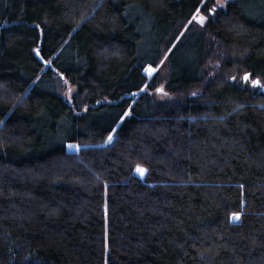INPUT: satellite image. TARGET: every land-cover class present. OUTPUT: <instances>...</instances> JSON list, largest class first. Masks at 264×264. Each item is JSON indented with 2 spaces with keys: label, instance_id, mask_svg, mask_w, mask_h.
<instances>
[{
  "label": "trees",
  "instance_id": "obj_1",
  "mask_svg": "<svg viewBox=\"0 0 264 264\" xmlns=\"http://www.w3.org/2000/svg\"><path fill=\"white\" fill-rule=\"evenodd\" d=\"M0 264H264V0H0Z\"/></svg>",
  "mask_w": 264,
  "mask_h": 264
},
{
  "label": "rangeland",
  "instance_id": "obj_2",
  "mask_svg": "<svg viewBox=\"0 0 264 264\" xmlns=\"http://www.w3.org/2000/svg\"><path fill=\"white\" fill-rule=\"evenodd\" d=\"M201 18L202 16L200 14H196L195 15V19L198 20L199 22H201ZM156 71V69H155ZM154 69H150L148 68V74L149 75H153L155 73ZM72 89L69 87V93ZM156 96L157 98L159 99H162V100H166V99H170L172 98V94L168 91L167 89V84L165 83V80L161 83V86H158L157 87V90H156ZM74 147H71V149H73ZM140 168V169H143L144 172L143 174H141L140 172L137 171V169ZM135 171H136V175L141 178V179H144L145 176H146V170L142 167H138Z\"/></svg>",
  "mask_w": 264,
  "mask_h": 264
},
{
  "label": "snow or ice",
  "instance_id": "obj_3",
  "mask_svg": "<svg viewBox=\"0 0 264 264\" xmlns=\"http://www.w3.org/2000/svg\"><path fill=\"white\" fill-rule=\"evenodd\" d=\"M202 21H203V18H201V22ZM245 78L247 79V77H245ZM109 139H111V137H109ZM69 147H71V145H69ZM137 171L140 172L141 174H143V172H144V170L143 169H140V168H138Z\"/></svg>",
  "mask_w": 264,
  "mask_h": 264
},
{
  "label": "water",
  "instance_id": "obj_4",
  "mask_svg": "<svg viewBox=\"0 0 264 264\" xmlns=\"http://www.w3.org/2000/svg\"><path fill=\"white\" fill-rule=\"evenodd\" d=\"M38 56H39V53H38ZM246 77H248V75H246ZM258 82V83H257ZM255 83L257 84V85H261V82L259 81V80H256L255 81ZM113 141V139L111 140V142Z\"/></svg>",
  "mask_w": 264,
  "mask_h": 264
}]
</instances>
